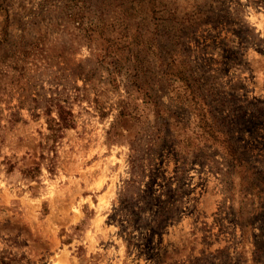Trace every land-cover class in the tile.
Listing matches in <instances>:
<instances>
[{
  "label": "rangeland",
  "instance_id": "rangeland-1",
  "mask_svg": "<svg viewBox=\"0 0 264 264\" xmlns=\"http://www.w3.org/2000/svg\"><path fill=\"white\" fill-rule=\"evenodd\" d=\"M1 256L264 264V0H0Z\"/></svg>",
  "mask_w": 264,
  "mask_h": 264
},
{
  "label": "trees",
  "instance_id": "trees-1",
  "mask_svg": "<svg viewBox=\"0 0 264 264\" xmlns=\"http://www.w3.org/2000/svg\"><path fill=\"white\" fill-rule=\"evenodd\" d=\"M45 102H46V106L44 107L43 115L45 116L47 131L50 132V136L52 139L59 138V133L62 132V130H66L72 127L73 116L71 110L70 108L62 104L58 99L55 98L54 99L49 98ZM18 121H20V119L17 116L12 120V122L14 123ZM209 130L212 129L209 127L207 130L208 133L210 132ZM214 132L217 133L216 130ZM210 136L211 134L209 135V137ZM213 139L217 140L216 136L213 137ZM219 144H221L222 148L225 150V153L234 163V165H237L239 167L244 165L242 164L241 159L237 156V152L235 151L233 146L229 143L227 138L221 140ZM13 261H14L13 258L10 257H3V256L0 257V264H12Z\"/></svg>",
  "mask_w": 264,
  "mask_h": 264
}]
</instances>
